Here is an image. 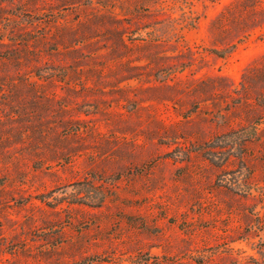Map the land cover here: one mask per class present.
I'll list each match as a JSON object with an SVG mask.
<instances>
[{
	"label": "rangeland",
	"instance_id": "374dc122",
	"mask_svg": "<svg viewBox=\"0 0 264 264\" xmlns=\"http://www.w3.org/2000/svg\"><path fill=\"white\" fill-rule=\"evenodd\" d=\"M113 1L0 0V264H264V0Z\"/></svg>",
	"mask_w": 264,
	"mask_h": 264
},
{
	"label": "trees",
	"instance_id": "16d2710c",
	"mask_svg": "<svg viewBox=\"0 0 264 264\" xmlns=\"http://www.w3.org/2000/svg\"><path fill=\"white\" fill-rule=\"evenodd\" d=\"M114 0L113 5L112 2L110 3V6L113 7L114 5H117L120 10H121V18H119L120 25L118 24L117 26L112 25L115 29L117 28L116 32L120 33V37H117V41L123 45H126V41L130 40H135L131 36V34L134 33L137 29L143 30V28L147 29L150 28V26H144L141 27L138 24V14L140 12V9L142 6H146L147 8L153 7V10L158 12V14H166L165 10H167L163 4L164 0ZM125 5V6H124ZM133 11H135L133 13ZM118 15V14H117ZM125 16V17H124ZM126 17H130L126 19ZM116 18V14H115ZM135 19V20H134ZM126 22V23H124ZM127 24V25H126ZM151 31H147L148 33L150 32L149 38H141V40L145 41H151V42H156L160 40L156 36L152 35V31L155 32L156 29L152 26ZM128 29H132L130 32L127 31ZM130 34V35H128ZM213 52L217 54H222V50H213ZM264 75V65L262 66H257V65H251L246 68L245 72L242 75V80H241V86L242 89L245 92V94H248L251 89V83H249L250 78L257 77V76ZM240 141L239 144H237V141ZM259 135H257L256 129L251 126H246V127H241V128H231L224 133H221L220 135H216L213 137V140L208 143V150H216V149H222L223 148V153L220 156L212 155L210 152L206 153L207 154V159L210 160L212 163L216 164L218 167L222 166H227L228 164L233 162V159H245V156L250 160L254 159L256 155L252 152H246V155L239 149H237L238 145L239 146H247V143L249 144L250 142L253 141H259ZM211 144V145H210ZM206 146V147H207ZM214 154V153H213ZM252 158H251V157ZM254 171H251V175L253 174ZM254 177V174L252 175Z\"/></svg>",
	"mask_w": 264,
	"mask_h": 264
}]
</instances>
